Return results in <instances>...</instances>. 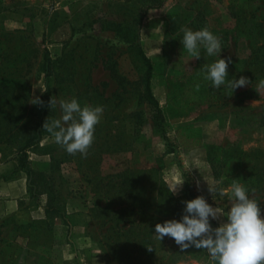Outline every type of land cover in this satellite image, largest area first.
Instances as JSON below:
<instances>
[{
	"label": "rangeland",
	"instance_id": "obj_1",
	"mask_svg": "<svg viewBox=\"0 0 264 264\" xmlns=\"http://www.w3.org/2000/svg\"><path fill=\"white\" fill-rule=\"evenodd\" d=\"M161 1L0 0V76L14 81L23 108V131L13 142H0V264H215L206 250L181 251L171 237L160 241L155 234L157 223L181 220L182 202L194 199L185 192L183 171L196 196L225 212L231 193L213 196L209 187L226 189L237 180L264 215V88H258L264 80V0ZM205 27L220 38V57L199 45L201 57L194 59L181 43L183 29ZM46 49L51 97L76 98L104 112L87 158L70 155L43 131L28 151L35 192L18 167L19 142L42 110L30 101L47 91ZM143 55L152 64L155 98L176 111L168 119L171 140L198 136L203 144L168 151L153 123ZM229 57L226 80L244 76L252 83L229 95L226 85L217 89L210 81L206 103L180 108L188 89L174 77ZM61 116L57 104L46 119ZM126 173L145 187L134 203L127 200L131 192L121 190ZM180 182L173 195L170 188ZM116 213L133 224L131 231L117 229ZM146 216L151 225L138 226ZM226 219L209 222L215 228ZM127 234L139 241L150 236L154 250L132 248Z\"/></svg>",
	"mask_w": 264,
	"mask_h": 264
},
{
	"label": "clouds",
	"instance_id": "obj_2",
	"mask_svg": "<svg viewBox=\"0 0 264 264\" xmlns=\"http://www.w3.org/2000/svg\"><path fill=\"white\" fill-rule=\"evenodd\" d=\"M183 48L188 54L199 59L200 48L203 45L208 56L219 55L222 51L220 38L208 28L198 31L183 29L181 40ZM231 58H219L214 63L204 66V79L211 81L212 86L219 89L226 85L234 90L248 86L252 83L247 77L241 76L238 80H226L228 65ZM199 91L200 85L197 84ZM258 88H264V80H260ZM47 89L43 90L46 91ZM34 105L43 106L44 101L36 97L30 101ZM59 104L62 111L60 119L45 120L43 130L54 137L55 143L63 147L70 155L77 153L87 158L88 150L94 141L95 126L100 123L104 107H83L76 98L70 101L59 100L56 96L50 98L48 107L54 108ZM183 182L172 185L170 191L178 195ZM209 191L219 197L228 196L230 210L225 212L222 207H213L206 202L203 196L183 201L186 206L181 220L165 221L155 225V234L161 241L164 237H171L181 251L191 247L206 250L211 261L215 264H264V215L257 200L249 195L246 189L237 180H233L229 188L213 189ZM254 192L255 190H251ZM226 217L213 228L209 219L220 220ZM149 251L151 249L149 248Z\"/></svg>",
	"mask_w": 264,
	"mask_h": 264
},
{
	"label": "trees",
	"instance_id": "obj_3",
	"mask_svg": "<svg viewBox=\"0 0 264 264\" xmlns=\"http://www.w3.org/2000/svg\"><path fill=\"white\" fill-rule=\"evenodd\" d=\"M161 2H163V0ZM263 25H264V18L261 19V23H260V26ZM143 56L148 66L146 87H147L149 99L154 104L153 123L157 131L162 135L168 151L170 153L178 154L182 146L191 147V146H198L203 144L202 138L198 136H194L192 137V139H186L184 136L180 135L177 137V139L181 138L182 139L181 143L173 139L171 140L170 135L168 134V119L175 116L176 111L169 104H167L166 106L160 105L159 101L155 98L151 88L152 74H153L152 64L148 57H146L145 55ZM203 69H204V65L199 64L194 67L191 73L174 77V81L176 82L177 85H179V87H181L182 89L184 88L188 89V99L186 101L181 102L180 108L195 110L200 105L206 103L207 100L211 97L210 81L204 79L205 72ZM42 71L44 73V80L47 85V91L40 97V99L44 101V105L42 106L41 113H39L38 120L34 123L33 127L27 128L29 130V133L26 134L22 142H19L18 167L19 169L27 173L30 180L29 181L30 188L33 189L35 192H37V185L33 178L35 171L30 165L28 151L30 148H34L35 146H38L39 140L41 138V134L44 131L43 124L45 122V119L53 112V108L50 109L48 107V102L51 98L49 83L53 71L52 60L48 49H46L45 51ZM234 78L238 79V77H232V79ZM197 84L200 85L199 91H197L195 87ZM228 94L229 95L233 94L231 89L229 88H228ZM219 98L220 97L216 92V100H218ZM19 104H20L19 94L14 81L0 76V116L1 119L2 118L4 119V120L0 119V136H1L0 138H3L0 139L1 143L13 142L14 139H12V137H15L16 135L20 134L23 131L22 130L23 128H20L18 125L20 124L19 120L22 119L23 117L22 115L23 108L20 107ZM132 176H135V174L126 173L124 178L120 182V185H121V190L125 189L126 193L131 192V194L127 196V200H129V198H132L133 199L132 202L134 203L136 202V200H138L137 197L138 196L141 197V195L146 191H145V187L140 185L139 179L136 180V177L134 178ZM183 176L186 181L185 182L186 194L190 196V198H196L197 196L196 194H194V191H192L191 188L189 174L186 171H183ZM142 206H144V204ZM120 215L121 214H117L118 220L116 219V223H115L117 229L121 231L126 230L127 232L131 231V229L133 228V224L127 220H123ZM145 223L147 224L151 223V220H149V216L143 218V220L141 221V223H139L138 226H142L143 224L145 225ZM146 235H148L147 232ZM146 235L144 234L139 241V239L136 240V237H134L132 234H129L128 235L129 237L127 238V242H128L127 244L132 248H134L138 244L141 249H144V251H148L149 248L151 250H154L155 244L152 238ZM115 238H117L116 242L119 243L120 236ZM150 253H153V251Z\"/></svg>",
	"mask_w": 264,
	"mask_h": 264
}]
</instances>
